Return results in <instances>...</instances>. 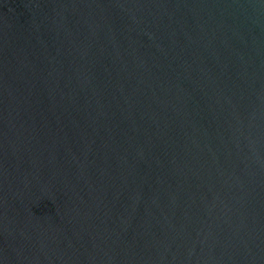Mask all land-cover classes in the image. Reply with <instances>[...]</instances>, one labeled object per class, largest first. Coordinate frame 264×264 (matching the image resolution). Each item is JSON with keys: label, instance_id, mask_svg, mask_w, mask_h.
<instances>
[{"label": "water", "instance_id": "1", "mask_svg": "<svg viewBox=\"0 0 264 264\" xmlns=\"http://www.w3.org/2000/svg\"><path fill=\"white\" fill-rule=\"evenodd\" d=\"M0 264H264V0H0Z\"/></svg>", "mask_w": 264, "mask_h": 264}]
</instances>
